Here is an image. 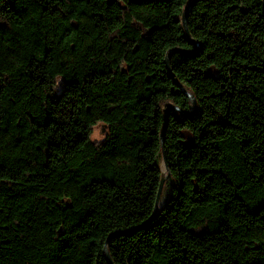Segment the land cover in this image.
<instances>
[{
    "label": "trees",
    "instance_id": "16d2710c",
    "mask_svg": "<svg viewBox=\"0 0 264 264\" xmlns=\"http://www.w3.org/2000/svg\"><path fill=\"white\" fill-rule=\"evenodd\" d=\"M193 1L0 0V264H264V0Z\"/></svg>",
    "mask_w": 264,
    "mask_h": 264
},
{
    "label": "water",
    "instance_id": "95a60500",
    "mask_svg": "<svg viewBox=\"0 0 264 264\" xmlns=\"http://www.w3.org/2000/svg\"><path fill=\"white\" fill-rule=\"evenodd\" d=\"M196 1L197 0H194L193 3H195ZM186 17H187V13L184 14L183 21H184V26H185V28H186V30L188 32L187 24H186ZM188 34H189V32H188ZM194 42H196V41H194ZM173 51L174 50H172V52ZM167 64H168V66H170L169 57L167 58ZM170 71H171V69H170ZM184 92L191 98V100H192V102L194 104V111L193 112H190V113H185V111L181 110L178 106H176L174 104H170L169 107L166 109V114L167 115H168V112H170L173 109L179 110L181 112L182 116H186L188 114L196 113L197 112V110H198V103H197L196 98L190 92H188L186 89H184ZM162 137H163V135H162ZM160 167H161V170H162V178L160 180V186H159V190H158V194H157V198H156L155 209H154V212H153L152 217L144 225H147L151 221H153L156 213L162 208V206H163L162 205L163 191H164V188L166 186L167 180L171 176V173L169 171V166H168V161H167V156H166V151H165L164 143H163V156H162V161H161ZM105 251H106V254H107L108 258L110 259V255H109V252H108L107 247L105 248ZM112 264H114V263H112Z\"/></svg>",
    "mask_w": 264,
    "mask_h": 264
},
{
    "label": "rangeland",
    "instance_id": "374dc122",
    "mask_svg": "<svg viewBox=\"0 0 264 264\" xmlns=\"http://www.w3.org/2000/svg\"><path fill=\"white\" fill-rule=\"evenodd\" d=\"M57 91H58V93L61 91L60 85H59ZM105 132H106V128L103 125H98L92 131V133H91V139L92 140L102 139L105 136ZM173 183H174L173 180H171L170 178L167 180V184H166V186L164 188V191H163L162 205L165 204V202L167 201L168 196L171 193L170 188L173 185Z\"/></svg>",
    "mask_w": 264,
    "mask_h": 264
}]
</instances>
